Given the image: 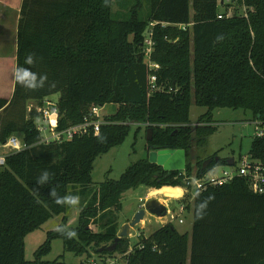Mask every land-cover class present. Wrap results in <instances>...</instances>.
I'll list each match as a JSON object with an SVG mask.
<instances>
[{
	"label": "trees",
	"instance_id": "trees-1",
	"mask_svg": "<svg viewBox=\"0 0 264 264\" xmlns=\"http://www.w3.org/2000/svg\"><path fill=\"white\" fill-rule=\"evenodd\" d=\"M112 5L113 0L21 1L14 88L9 99L0 96V142L19 133L27 147L8 154L0 166V264H73L62 261L63 254L43 259L54 238L76 255L130 250L125 264H264V192H252L244 178L178 200L192 210L190 232L166 222L147 236L138 234L132 244L128 236L120 238L112 251L106 247L121 229L125 191L190 186L179 170L165 171L148 157L131 163L118 179L94 185L91 178L95 158L122 143L130 122L152 128L148 151L183 149L186 176L192 175L194 148L216 130L215 108L250 111L264 126V0H233L228 5L233 14L223 18H217L219 0H149L143 18L137 0L127 19L113 18ZM149 33L156 71L143 56ZM152 72L156 81L150 90ZM32 76L37 86L20 82ZM54 93H59L57 129L80 123L94 105L112 103L116 109L97 135L43 143L36 107ZM191 104L206 108L198 124L189 122ZM249 152L264 159V135L253 137ZM226 162L212 160L201 170L197 161L194 175ZM45 171L49 178L41 183ZM74 199L76 226L65 228L63 215L34 258L25 259L26 234L64 214Z\"/></svg>",
	"mask_w": 264,
	"mask_h": 264
},
{
	"label": "rangeland",
	"instance_id": "rangeland-1",
	"mask_svg": "<svg viewBox=\"0 0 264 264\" xmlns=\"http://www.w3.org/2000/svg\"><path fill=\"white\" fill-rule=\"evenodd\" d=\"M140 7L138 16L143 18L149 11V0H138ZM137 3V0H113L112 17L115 19L129 18L130 9ZM219 9L222 5L219 1ZM10 78V76H9ZM53 101H57L59 93L50 95ZM116 105L105 104L101 110L103 114H111L115 111ZM206 111V108L191 104L189 110L190 124H198L199 116ZM213 125L216 130L209 136L207 142L199 148H194L192 153L190 169L192 175L196 171V162L206 158L209 155L216 154L221 159H230L237 161L240 156L246 155L250 149L251 141L256 134V123L252 118L250 111L243 109H231L228 107H218L212 111ZM129 130L122 143L111 147L108 151L98 155L93 163L91 178L94 185L104 181L105 179H118L121 173L131 163L148 157V146L146 141L147 125L143 123H128ZM21 136L19 133L17 134ZM231 166L225 163L217 164L208 177L212 175L220 176L223 170H230ZM190 175V176H192ZM154 188H145L139 185L125 191L121 197L122 209L119 213L121 224L130 223L134 214L142 207L147 200L155 199L165 204L167 213L163 216H155L145 212L140 222L128 231L130 244L134 243L138 237L137 234L147 236L158 226L169 222L180 233L190 232L192 225V210L184 209L180 211L182 204L178 200H191L192 190L190 188H182V195L178 198L164 199L149 194ZM144 202V203H143ZM169 210V211H168ZM79 213L78 202L75 201L73 207L69 208L64 214L53 215L45 221L39 228L29 232L24 237V257L27 260L34 258V251L43 243L49 230L57 228L61 224L63 215L67 216L64 227L72 230L77 223ZM182 222H179V219ZM65 263H77L82 257L83 262L88 263L96 253L92 250L85 252L83 255H76L73 252L63 250V242L61 238H54L51 242L50 252L43 259L53 260L59 255ZM114 254L113 257H116ZM97 258V256H96ZM82 262V264H83Z\"/></svg>",
	"mask_w": 264,
	"mask_h": 264
},
{
	"label": "built area",
	"instance_id": "built-area-1",
	"mask_svg": "<svg viewBox=\"0 0 264 264\" xmlns=\"http://www.w3.org/2000/svg\"><path fill=\"white\" fill-rule=\"evenodd\" d=\"M232 2L233 0H221L222 9H219L217 18L228 17L233 14L232 7L228 6ZM154 23L155 22H150V26H152ZM162 24L164 25V23ZM177 26L183 29L186 28V25L184 24H178ZM144 43V60L147 63L149 70L156 71L159 68V65L151 60V52L153 48L151 33L145 37ZM155 81L156 75L154 72H152L149 75L150 90L154 89ZM32 108H34V106L31 104L27 106V115ZM102 108L103 106L94 105L84 115L80 123L72 124L63 129H57V120L59 118L57 101H53L50 96L43 98L41 105L36 107L39 112L36 120V129L41 134V142L59 143L70 140L75 135H83L88 133L97 135L99 133L101 124L105 122V116H107L101 112ZM256 130L257 132L254 136L262 137L264 135V126H261L260 122L256 123ZM26 147L27 145L17 134H12L6 138V140L1 141L0 166L4 165L5 158L8 154L20 151ZM225 164H227V162ZM229 166H231V169L223 170L220 176L212 175L211 177H208L207 174L211 173L214 168L205 172V174H203L201 177H196L195 175L186 176L184 169L179 170V175H183V179L186 181V184L190 186V189L192 190V197L196 191L203 190L208 186H219L226 184L232 181L235 177L244 178L252 192H264V159L255 157L248 151L246 155L240 156L237 161L233 160V163ZM143 205L144 204H142V207ZM179 209L180 211H183L184 205L180 206ZM169 222H171V219ZM179 222H182L181 218L179 219ZM129 251L122 254L115 253L117 254L116 257H113V255H105L101 257L96 255L97 258H92L86 264H125L126 256L128 255Z\"/></svg>",
	"mask_w": 264,
	"mask_h": 264
},
{
	"label": "crops",
	"instance_id": "crops-1",
	"mask_svg": "<svg viewBox=\"0 0 264 264\" xmlns=\"http://www.w3.org/2000/svg\"><path fill=\"white\" fill-rule=\"evenodd\" d=\"M21 1L0 0V96L7 99L11 97L14 88L17 24ZM82 262L83 257L74 264Z\"/></svg>",
	"mask_w": 264,
	"mask_h": 264
},
{
	"label": "water",
	"instance_id": "water-1",
	"mask_svg": "<svg viewBox=\"0 0 264 264\" xmlns=\"http://www.w3.org/2000/svg\"><path fill=\"white\" fill-rule=\"evenodd\" d=\"M146 141H149L152 138V128L147 129ZM148 158L150 162H154L160 165L163 170H182L185 168V151L183 149H155L148 151ZM214 160L215 162L219 161V157H209L202 162L201 170H204L208 164ZM233 160L230 158L227 160V164L231 165ZM145 212L155 215L163 216L167 213V207L165 204L158 202L155 199L147 200L143 207H141L133 216L130 223L123 224L121 229L118 231L114 242L108 245L106 248L110 251L114 250L116 242L128 235V231L131 227L138 224L140 220L144 217ZM104 247H101L100 250H103Z\"/></svg>",
	"mask_w": 264,
	"mask_h": 264
},
{
	"label": "bare ground",
	"instance_id": "bare-ground-1",
	"mask_svg": "<svg viewBox=\"0 0 264 264\" xmlns=\"http://www.w3.org/2000/svg\"><path fill=\"white\" fill-rule=\"evenodd\" d=\"M182 192L183 190L179 186L165 185L160 188L151 189L149 194L151 196L169 199V198H178L179 196L182 195Z\"/></svg>",
	"mask_w": 264,
	"mask_h": 264
},
{
	"label": "clouds",
	"instance_id": "clouds-1",
	"mask_svg": "<svg viewBox=\"0 0 264 264\" xmlns=\"http://www.w3.org/2000/svg\"><path fill=\"white\" fill-rule=\"evenodd\" d=\"M28 62L29 63L31 62V58H29ZM18 79H20V78L18 77ZM35 81H36L35 76H32L31 79L27 81V83H25L23 80L20 79V82L27 87L37 86ZM48 178H49V173L47 171H45L44 176L42 178H40V182L43 183L44 181L48 180ZM73 202H75V199L73 200ZM69 235L71 236V235H73V233H69Z\"/></svg>",
	"mask_w": 264,
	"mask_h": 264
},
{
	"label": "flooded vegetation",
	"instance_id": "flooded-vegetation-1",
	"mask_svg": "<svg viewBox=\"0 0 264 264\" xmlns=\"http://www.w3.org/2000/svg\"><path fill=\"white\" fill-rule=\"evenodd\" d=\"M214 156H216V154H214V155H209V156H207L206 158H204V159H201V165H202V162L205 160V159H207V158H211V157H214Z\"/></svg>",
	"mask_w": 264,
	"mask_h": 264
}]
</instances>
